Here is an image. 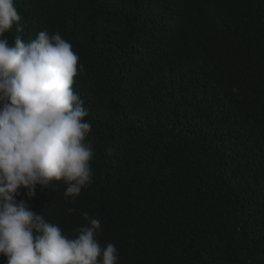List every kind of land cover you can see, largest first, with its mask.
<instances>
[{"label": "trees", "instance_id": "obj_1", "mask_svg": "<svg viewBox=\"0 0 264 264\" xmlns=\"http://www.w3.org/2000/svg\"><path fill=\"white\" fill-rule=\"evenodd\" d=\"M14 4L10 44L59 33L79 56L94 153L75 199L17 201L70 237L98 219L118 264H264V0Z\"/></svg>", "mask_w": 264, "mask_h": 264}, {"label": "clouds", "instance_id": "obj_2", "mask_svg": "<svg viewBox=\"0 0 264 264\" xmlns=\"http://www.w3.org/2000/svg\"><path fill=\"white\" fill-rule=\"evenodd\" d=\"M20 20L14 0H0V255L7 264H118L116 246L97 239L98 219L83 213L70 237L15 198L60 181L75 199L91 183L94 154L89 113L73 90L79 56L59 33L10 44L5 33H23Z\"/></svg>", "mask_w": 264, "mask_h": 264}]
</instances>
